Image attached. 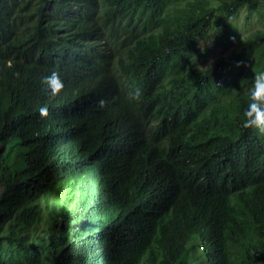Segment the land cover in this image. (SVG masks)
<instances>
[{"label":"trees","instance_id":"obj_1","mask_svg":"<svg viewBox=\"0 0 264 264\" xmlns=\"http://www.w3.org/2000/svg\"><path fill=\"white\" fill-rule=\"evenodd\" d=\"M261 71L264 0H0V264H264Z\"/></svg>","mask_w":264,"mask_h":264},{"label":"clouds","instance_id":"obj_2","mask_svg":"<svg viewBox=\"0 0 264 264\" xmlns=\"http://www.w3.org/2000/svg\"><path fill=\"white\" fill-rule=\"evenodd\" d=\"M141 89L136 87L130 90L127 95L132 100H139ZM249 109H254L255 114L247 116L243 123L246 127L255 128L259 132H264V71L256 74L255 87L249 92ZM41 113L45 114L47 109L41 108Z\"/></svg>","mask_w":264,"mask_h":264},{"label":"rangeland","instance_id":"obj_3","mask_svg":"<svg viewBox=\"0 0 264 264\" xmlns=\"http://www.w3.org/2000/svg\"><path fill=\"white\" fill-rule=\"evenodd\" d=\"M258 16L255 14L250 18H247L245 11L243 10L238 17L234 18L230 22V27H238L244 34H248L254 29L258 28L261 23L257 20ZM217 31L212 29L209 34L200 41V51L205 50V48L212 46L215 41ZM223 47H218L215 51H211L208 55L202 57L203 66H207L211 63L212 60L217 58L220 54L227 53ZM1 192V188H0Z\"/></svg>","mask_w":264,"mask_h":264}]
</instances>
